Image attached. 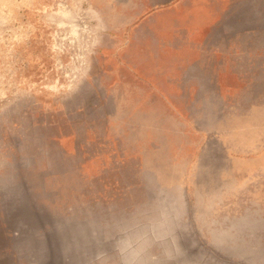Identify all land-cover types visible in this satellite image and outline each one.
<instances>
[{
    "label": "rangeland",
    "instance_id": "1",
    "mask_svg": "<svg viewBox=\"0 0 264 264\" xmlns=\"http://www.w3.org/2000/svg\"><path fill=\"white\" fill-rule=\"evenodd\" d=\"M0 264H264V0H0Z\"/></svg>",
    "mask_w": 264,
    "mask_h": 264
}]
</instances>
